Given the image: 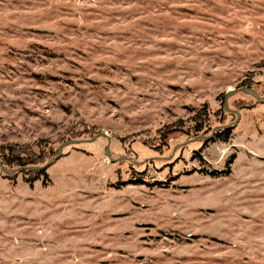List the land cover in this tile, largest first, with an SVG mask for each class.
I'll return each instance as SVG.
<instances>
[{
  "label": "rangeland",
  "instance_id": "1",
  "mask_svg": "<svg viewBox=\"0 0 264 264\" xmlns=\"http://www.w3.org/2000/svg\"><path fill=\"white\" fill-rule=\"evenodd\" d=\"M242 85L264 95V0H0V153L106 133L113 159L101 137L46 182L0 169V264H264V103L183 145Z\"/></svg>",
  "mask_w": 264,
  "mask_h": 264
},
{
  "label": "trees",
  "instance_id": "2",
  "mask_svg": "<svg viewBox=\"0 0 264 264\" xmlns=\"http://www.w3.org/2000/svg\"><path fill=\"white\" fill-rule=\"evenodd\" d=\"M242 87H249V88H252L251 86L249 85H242ZM253 89V88H252ZM257 91V90H256ZM258 92V91H257ZM259 93V92H258ZM260 96H264V95H261L259 94ZM251 97V96H250ZM253 98V97H252ZM223 100L225 101V96L223 97ZM224 101L222 102V111L225 110L224 108ZM229 108L233 111H237V112H240L238 110V108L236 106H233L230 107L229 105ZM226 111V110H225ZM229 112V111H227ZM231 116L233 115H236L235 113L233 112H229ZM197 115L199 116V120L196 118L195 119V124L194 126L192 127V131L195 132L196 135L200 134L201 132H203L204 128H205V124L209 121V113H208V110H205V109H201L198 111ZM228 125V124H227ZM227 125H222L224 127H226ZM214 128L211 129V127L208 129V131L204 132V136H209L207 135L209 132L210 135L212 134ZM232 129L230 128H224L222 130H218L214 133L213 135V138L210 139V140H204L202 141L204 144H208L210 142H216V141H220V142H228L229 139L232 137ZM200 136V135H198ZM197 136V137H198ZM70 140H80V139H70ZM11 152H14L13 150H11ZM11 152L8 151L7 155L4 154L2 155L0 153V161L2 162V164L7 168V169H15V170H18L19 168H22V167H32V166H43L45 165V163H42L40 160H41V157H36L35 154H31V155H27L25 154L23 157H21V153L16 156V159H14L13 155H11ZM13 157L12 159L10 158ZM40 159V160H39ZM232 163V162H231ZM229 166V165H228ZM18 173H24L25 174V177H26V181L29 183V184H33L34 180L30 178V176L33 174L36 178L35 180H39L41 177L43 178V181L46 182V180L48 179V175L46 173V171H30V170H22V171H16L14 174L12 175H6L8 176L9 178H13L15 175H17ZM206 174L213 177V178H218V177H222V176H227L230 174V169H227L226 170H212V171H206ZM139 184H143V183H139ZM156 185H158L159 187H162V188H165L167 185L165 183H162V182H157L155 183Z\"/></svg>",
  "mask_w": 264,
  "mask_h": 264
},
{
  "label": "water",
  "instance_id": "3",
  "mask_svg": "<svg viewBox=\"0 0 264 264\" xmlns=\"http://www.w3.org/2000/svg\"><path fill=\"white\" fill-rule=\"evenodd\" d=\"M238 93H243L245 95H248V96H251L253 97L255 100L261 102V103H264V96H260L259 93L255 90V89H252V88H249V87H241V88H237V89H232L230 91H228L226 94H225V101H224V108L226 111H229V112H233L236 114L237 116V119L236 121L233 123V124H230V125H227L226 127L224 126H217L214 128L213 132L211 135L209 136H204V135H200L194 139H191V140H188L186 141L183 145H188L190 143H194V142H198V141H204V140H210L213 138V135L216 131L218 130H222L224 128H233L237 125L240 117H241V114L237 111H233L229 108V99L235 95H237ZM101 137H104L108 140V145L106 147V156L109 157V159H111V152H110V142H111V138L107 136L106 133H100L98 135H96L95 137H93L92 139H89V140H68V141H65L59 148V151H58V154L56 155V157L51 160L50 162L46 163L45 165L43 166H32V167H22V168H19L18 170L19 171H22V170H30V171H44V170H47V168H49L53 163L57 162L60 157L62 156L63 154V150L66 146L68 145H77V144H82V143H92L94 142L95 140H97L98 138H101ZM113 161V159H111ZM119 160H126L130 163H133L134 165H140L141 163L138 162V161H134L133 158L131 157H120ZM0 169L1 171H3L6 175H12L16 172L15 169H7L3 164L2 162L0 161Z\"/></svg>",
  "mask_w": 264,
  "mask_h": 264
}]
</instances>
